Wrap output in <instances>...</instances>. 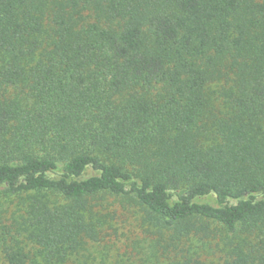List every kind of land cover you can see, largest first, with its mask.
Instances as JSON below:
<instances>
[{"label": "trees", "instance_id": "trees-1", "mask_svg": "<svg viewBox=\"0 0 264 264\" xmlns=\"http://www.w3.org/2000/svg\"><path fill=\"white\" fill-rule=\"evenodd\" d=\"M0 191V264L70 262L119 199L152 264H264V0H0Z\"/></svg>", "mask_w": 264, "mask_h": 264}, {"label": "rangeland", "instance_id": "rangeland-1", "mask_svg": "<svg viewBox=\"0 0 264 264\" xmlns=\"http://www.w3.org/2000/svg\"><path fill=\"white\" fill-rule=\"evenodd\" d=\"M205 200L215 202L214 197ZM116 201L113 209L117 212V218L112 221L113 228L99 241L88 243L86 249L66 264H102V261L105 264L153 263L156 255L163 250L162 240L159 239L164 236L167 239L168 235L161 236L158 233L156 216L136 202L128 199L125 202L122 199ZM17 208L18 199L0 191V227L10 224L14 209ZM203 247L201 249H205ZM213 259L209 258V263ZM169 260L165 259L163 264L171 263Z\"/></svg>", "mask_w": 264, "mask_h": 264}]
</instances>
